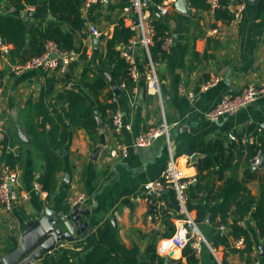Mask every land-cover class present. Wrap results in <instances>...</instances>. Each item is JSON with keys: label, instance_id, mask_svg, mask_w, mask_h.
Instances as JSON below:
<instances>
[{"label": "crops", "instance_id": "obj_1", "mask_svg": "<svg viewBox=\"0 0 264 264\" xmlns=\"http://www.w3.org/2000/svg\"><path fill=\"white\" fill-rule=\"evenodd\" d=\"M176 1L164 0L162 4L168 7V14L162 16L158 5L150 0L147 12L151 23L156 19L163 20L168 27V40L163 44L166 56H159L154 63L161 96L149 94L146 89L149 59L145 50L135 45L137 39H134L131 41L130 52L140 77L135 82L133 93L122 92L125 90L123 88L121 95L114 93L110 97V84L97 99L85 92L94 106L99 103H114L116 110L108 111L105 119L100 116L104 127L99 128L93 138L84 128L68 124L70 137L60 150L64 166L58 174L56 191L50 197L47 192L43 196L34 188L44 172V162L41 151L34 144L36 134L31 127L36 122L35 108L41 102L46 80L54 77L59 81L56 94L51 95L47 102L55 103L57 109L67 117V104L57 102V92L72 88L84 90L81 81L84 69L94 71L91 72V77L98 75L99 61L105 56L107 39L113 36L120 21L131 28L136 14L133 10L125 11L130 0H101L87 13L82 12L85 27L74 32L75 50L81 53V57L64 71H20L18 68L26 55L17 54L11 44L3 42L0 45V125L9 137V150L19 157L15 168L19 172L22 190L30 197L11 210L0 203V255L19 243L26 224L40 218L46 208L63 215L73 208L69 204L70 198L85 196L81 206L93 208L89 216H83L89 222L90 235L95 234L105 223H111L118 229L120 240L124 244L139 248V264L150 262V248L163 258L164 264L166 258L169 264H187V259L182 258V250L176 249L172 243L178 226L193 234V240H205L201 241V250L197 251L198 264H255L257 260H264V237L260 235L253 218L254 210L238 222L251 236L252 251L244 254L238 252L237 249H245V243L238 245L241 239L230 235V247L219 245L213 253L210 249L213 240L218 234H231V225L238 218L237 214H232L226 219L225 225L219 226L220 217L212 218L216 211L215 201L206 207L207 214L202 221H198L196 210L187 209V212H182L179 207L175 209L167 203L165 215L157 220L154 217L152 196L144 191L146 183L160 177L171 154L176 159L182 176L185 179H196L197 182V165L205 155L194 150V146L222 140L228 148L233 137L238 135L248 138L249 142L261 140L264 145V95L238 113L225 116L217 122L206 116L225 94L239 92L247 85L260 86L264 83V10L259 7L260 0H244L246 8L242 17L229 23L217 21L215 15L208 10L192 7L191 0L192 11L198 13L183 14L177 10ZM16 2L17 0H0V15L23 17L30 25L42 22L41 28L53 19L51 15L32 18L30 13H36L34 8L27 7L26 10L19 11ZM127 2L129 4L125 6ZM235 8V5H231L227 9L231 13ZM91 26L99 29L102 33L100 38L91 34ZM63 27L70 28L66 25ZM96 39L100 40L97 52ZM214 77L220 78V82L201 91L200 86ZM142 93L143 96L140 97ZM116 111L123 118L121 135H117L112 126ZM164 119L172 125L169 141L163 137L146 148L134 146L142 131L159 125ZM49 129L50 125H47V131ZM20 131L27 137L29 144L24 143ZM119 142H125L129 146V156L110 159V148ZM244 150L241 159L237 150L233 152L232 168L223 178L212 173L209 180L203 182H208L206 185L212 189V195L224 186L227 179H242L247 167V151ZM190 151L201 157L193 162ZM1 153L2 151L0 155ZM259 171L264 173V168ZM247 188L251 195L260 197L259 181L247 183ZM170 224L174 226L172 235L168 227ZM89 236L83 241L63 243L61 253L56 251L46 255V258L62 254L71 263L82 255L80 246L87 242ZM39 264H44V260Z\"/></svg>", "mask_w": 264, "mask_h": 264}, {"label": "trees", "instance_id": "obj_2", "mask_svg": "<svg viewBox=\"0 0 264 264\" xmlns=\"http://www.w3.org/2000/svg\"><path fill=\"white\" fill-rule=\"evenodd\" d=\"M83 2L84 0H17L16 6L19 11L32 7L37 14L43 15L45 18L51 15L53 19L49 20L44 28H41L42 22L30 25L23 17L0 15V38L4 43L13 45L17 54L26 55L23 64L30 58L42 55L47 41H54L63 49L75 50L77 48L75 47L74 32L83 30L85 27V20L82 15ZM151 2L159 5L164 0H151ZM128 4L129 2L125 6ZM191 4L198 10H208L209 8L207 0H191ZM259 7L264 10V0H260ZM215 19L225 23L234 20L233 14L227 9V2H224V8L215 12ZM63 25L70 28L63 27ZM152 25L156 35L153 44L150 46V53L155 63L159 56H166L163 44L168 37V27L163 20L158 19L153 21ZM139 38L138 31L126 27L123 21L119 22L113 36L106 41V53L103 58H100L98 75L91 77V72L94 71L85 68L81 79L84 90L72 88L61 93L57 92V102L67 104V117L57 109L55 103L47 102L51 95L56 94V87L59 83L54 77L47 78L42 90L41 102L35 108L36 122L31 124V127L36 134V136L34 135V144L41 151V159L44 162V172L39 177L38 182L42 185V189L48 193V197L55 193L58 174L63 170L64 159L60 150L68 143L70 137L68 124L73 127L84 128L93 138L99 129L96 111L105 119L108 111L116 110L114 103H99L94 106L89 102L85 92L90 93L96 99L99 98L109 87L106 76V73H109L119 89H125L122 92L133 93L136 84L129 75L130 66L122 56L121 49L124 47L130 49L131 41ZM109 96H114L113 90L109 91ZM47 125H50L49 131H47ZM8 143L9 137L7 135L5 140L0 142V151H2L0 164L5 162L16 167L19 157L7 150ZM193 149L203 153L205 157L197 165L198 181L188 188L187 209L189 211L196 210L198 221H202L207 214L206 207L211 202H217L216 211L212 218L220 217L219 226L225 225L226 219L232 214H237L238 218L231 225V234H218L212 242V247L217 248L219 245L230 247L229 238L231 235L235 239L244 240L245 249H237L238 252L241 254L250 253L253 246L251 236L248 230L238 222L254 210L253 218L257 223L260 235L264 237V173L253 169L255 158L259 154L261 156L264 154L262 141L249 142L248 138L245 139L243 135H238L228 148L222 140H217L200 143ZM244 149L247 151V167L242 179L238 177L227 179L224 186L215 195H212V189L207 186L208 182L207 185L203 182L209 180L212 173H215L220 179L223 178L225 173L232 168L233 152L237 150L239 159H241L244 155L243 152H245ZM205 172L207 174H204ZM251 181L261 183L259 198L251 195L247 188V183ZM165 199L168 205L178 209L174 191H169L165 195ZM234 206L235 209H233ZM168 227L171 231L170 235H172L174 226L170 224ZM192 241L194 240H191L182 250V258L187 259V264H198L197 251L192 247ZM80 247H82V255L71 263L66 260L64 255L58 254L45 258L44 264H139V248L124 244L120 240L118 229L111 223H105L99 227L96 233L90 235L87 242ZM149 252L152 255L147 264H164L163 258L158 256L155 250L150 248Z\"/></svg>", "mask_w": 264, "mask_h": 264}, {"label": "built area", "instance_id": "obj_3", "mask_svg": "<svg viewBox=\"0 0 264 264\" xmlns=\"http://www.w3.org/2000/svg\"><path fill=\"white\" fill-rule=\"evenodd\" d=\"M101 0H84L82 12L87 13L95 5L99 4ZM224 2H227V8L231 5H235L233 14L234 21L239 20L246 8L244 0H207L209 5L208 12L215 15L218 9L224 8ZM150 8V0H130V5L125 8L126 12L133 10L136 14V20L131 25L132 30H136L140 34L139 39H135V45L143 48L148 56V72L146 89L149 94L160 97V81L156 72L154 62L151 58L150 46L153 44L154 37L156 35L155 29L152 23L149 21L147 12ZM158 9L162 16L168 14V7L160 4ZM29 10V9H28ZM33 10V9H31ZM30 11V10H29ZM91 34L100 38L102 33L96 26L90 27ZM214 32H217L214 30ZM168 40L166 37L165 41ZM134 44V43H133ZM131 49V48H130ZM128 48H122V56L129 63V75L136 82L140 75L135 65L133 55ZM55 54L57 57L52 59L51 56ZM81 57V53L77 50H67L61 48L54 41H47L45 44V51L42 55L31 58L26 63L19 66V70H40L44 72H51L56 70H66L68 67L77 62ZM18 70V71H19ZM220 82V78L214 77L213 79L205 82L200 86L201 91H206L209 88L216 86ZM123 86V85H122ZM124 87V86H123ZM264 95V83L260 86L247 85L239 92H230L225 94L220 101L207 113V118L213 122H217L221 118L233 115L255 103L261 96ZM193 97V95H191ZM0 99H1V86H0ZM112 126L117 135H121V131L124 128L122 114L116 111L113 119ZM172 125L165 119L157 126H151L142 131L136 138L134 143L135 147L146 148L151 146L156 140L160 138H166L170 140V133ZM7 136L5 129L0 125V142L4 141ZM234 140L236 138L233 137ZM7 150L9 147L7 146ZM129 146L125 142H119L117 145L110 148L108 154L110 159H123L129 156ZM261 155L259 154L253 163V166H257L260 162ZM0 203L7 210H11L15 205L26 202L30 199L29 194L24 192L21 188L20 176L17 168L8 165L5 162L0 164ZM196 182V179H185L182 173L178 169L176 159L171 154L167 165L156 180L150 181L145 184L144 191L147 194H151L152 202L154 205V217L159 220L167 211V202L165 195L167 191H174L175 198L178 202L179 209L182 212H187L186 200L188 196V188L190 185ZM34 188L41 195L46 196L47 193L42 189V185L39 182L34 184ZM85 201V196H78L69 199V204L72 207L81 206ZM224 227H221L223 229ZM193 234L189 233L184 227L178 226L173 237L172 243L176 249L183 250L193 240ZM205 242L203 238L201 240L192 241V246L196 251L201 250V241ZM244 240L241 239L238 245L243 244ZM210 249L215 253V248L210 246ZM255 264H264V260H257Z\"/></svg>", "mask_w": 264, "mask_h": 264}, {"label": "water", "instance_id": "obj_4", "mask_svg": "<svg viewBox=\"0 0 264 264\" xmlns=\"http://www.w3.org/2000/svg\"><path fill=\"white\" fill-rule=\"evenodd\" d=\"M254 1V0H253ZM176 8L183 14L191 15L197 14L191 9L190 0H177ZM32 18H43L42 15L37 13H30ZM160 16V15H159ZM162 18V16H160ZM3 41L0 40V45ZM100 40H95V51H98ZM57 56L53 54L52 59ZM109 84L115 93L119 96L121 90L116 85L113 77L106 73ZM143 96V93L140 97ZM96 117L98 121V127L101 129L104 127V123L100 117L98 111H96ZM20 136L24 143L29 144L27 137L20 131ZM191 160L196 162L201 155L189 152ZM264 168V155L261 156L260 162L257 166H254V170H261ZM68 181V176L67 180ZM168 192V191H167ZM92 207L76 206L66 211L63 215H58L55 211L46 208L41 214L40 218L28 222L22 232V238L17 245L13 248H9L6 252L0 255V264H39L40 261L46 258V255L54 252H62L63 243H74L83 241L90 235L91 230L88 229L89 222L83 219V216H89ZM143 257V256H142ZM141 257V258H142ZM165 264H169L168 258H166Z\"/></svg>", "mask_w": 264, "mask_h": 264}]
</instances>
